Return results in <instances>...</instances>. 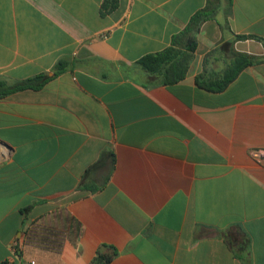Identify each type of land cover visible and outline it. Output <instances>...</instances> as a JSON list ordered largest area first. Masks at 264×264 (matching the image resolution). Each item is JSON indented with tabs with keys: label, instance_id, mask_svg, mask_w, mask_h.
Instances as JSON below:
<instances>
[{
	"label": "crops",
	"instance_id": "0c3cea01",
	"mask_svg": "<svg viewBox=\"0 0 264 264\" xmlns=\"http://www.w3.org/2000/svg\"><path fill=\"white\" fill-rule=\"evenodd\" d=\"M103 1L0 0V91L48 78L0 96V264H264V0ZM203 10L184 80L137 64Z\"/></svg>",
	"mask_w": 264,
	"mask_h": 264
},
{
	"label": "trees",
	"instance_id": "16d2710c",
	"mask_svg": "<svg viewBox=\"0 0 264 264\" xmlns=\"http://www.w3.org/2000/svg\"><path fill=\"white\" fill-rule=\"evenodd\" d=\"M118 5V0H104L101 6V15L112 12ZM211 16L206 11H199L189 21L186 28L179 34L173 36L171 45L166 49L148 54L141 58L137 64L150 76L156 77L163 85H174L185 79L189 68L194 60V54L197 48V33L204 21ZM252 38L258 41H264L258 37L252 36H236L237 40ZM232 61L222 74L211 73L207 67L205 60L204 69L199 74L195 82L197 86L203 90L212 93L224 91L228 85L235 80L238 74L251 64L260 61V58L249 56L243 53H237L232 50ZM65 69L63 62L59 63L55 68L56 74L61 73ZM46 76H40L29 79L10 88H2L0 96H4L12 91L25 88H40L46 82ZM0 85H3L0 83Z\"/></svg>",
	"mask_w": 264,
	"mask_h": 264
},
{
	"label": "built area",
	"instance_id": "2783aa9c",
	"mask_svg": "<svg viewBox=\"0 0 264 264\" xmlns=\"http://www.w3.org/2000/svg\"><path fill=\"white\" fill-rule=\"evenodd\" d=\"M8 155V149L5 151L3 147L0 146V158ZM255 156L259 159L264 158V151H258L255 153ZM30 264H35L34 261H31Z\"/></svg>",
	"mask_w": 264,
	"mask_h": 264
}]
</instances>
